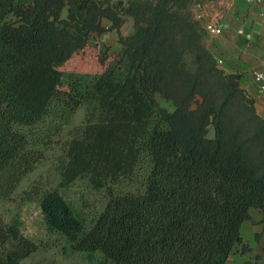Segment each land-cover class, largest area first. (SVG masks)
Returning <instances> with one entry per match:
<instances>
[{
	"label": "trees",
	"instance_id": "16d2710c",
	"mask_svg": "<svg viewBox=\"0 0 264 264\" xmlns=\"http://www.w3.org/2000/svg\"><path fill=\"white\" fill-rule=\"evenodd\" d=\"M195 1L0 0V195L86 102L98 114L70 141L61 186L89 174L102 187L148 166L144 190L111 192L88 231L57 188L43 194L47 225L80 233L78 250L116 264H225L251 207L264 222V117L241 75L205 47ZM128 17L133 30L112 59L97 57L93 71L74 60L91 33L120 32ZM37 247L0 215V264Z\"/></svg>",
	"mask_w": 264,
	"mask_h": 264
},
{
	"label": "rangeland",
	"instance_id": "374dc122",
	"mask_svg": "<svg viewBox=\"0 0 264 264\" xmlns=\"http://www.w3.org/2000/svg\"><path fill=\"white\" fill-rule=\"evenodd\" d=\"M68 9V6L63 9L62 18L68 17ZM103 23L106 27L111 25V21L107 19H104ZM133 24L132 17H128L120 32L114 29L102 34L91 33L89 47L76 51L74 60L84 64L85 69L93 71L97 57L107 54L108 58L112 59L122 50L121 35L130 34ZM72 67L68 65L66 69ZM156 98L168 111L175 109L173 102L161 94L157 93ZM97 114L90 102L79 106L64 122L52 142L45 147L43 159L24 176L14 193L9 197L0 195V215L4 221L15 225L22 235L33 240L38 246L36 251L19 264H116L106 258L100 250L88 252L76 249L74 245L81 238V234L70 236L50 228L39 204L45 192L57 188L82 222L84 231H88L103 211L111 192L137 193L144 190L148 166L143 162L139 163L132 176L121 177L102 187H99L89 174L79 176L73 182L61 186V172L68 159L69 143L81 134L87 123L96 120ZM210 135H213L212 127Z\"/></svg>",
	"mask_w": 264,
	"mask_h": 264
},
{
	"label": "crops",
	"instance_id": "0c3cea01",
	"mask_svg": "<svg viewBox=\"0 0 264 264\" xmlns=\"http://www.w3.org/2000/svg\"><path fill=\"white\" fill-rule=\"evenodd\" d=\"M203 4L205 27L204 45L227 73L241 75L240 85L254 99L260 116L264 117V80L256 73L264 74V0H196ZM194 14L199 9L193 5ZM221 27L220 33H212L206 27ZM251 218L241 225L242 242L236 244L225 264H241L254 260L264 264L263 213L257 207L250 208ZM246 247V248H245Z\"/></svg>",
	"mask_w": 264,
	"mask_h": 264
},
{
	"label": "built area",
	"instance_id": "2783aa9c",
	"mask_svg": "<svg viewBox=\"0 0 264 264\" xmlns=\"http://www.w3.org/2000/svg\"><path fill=\"white\" fill-rule=\"evenodd\" d=\"M195 6L199 9L198 13L194 14L197 19H201L203 17V4L201 2H196ZM210 32L212 33H220L221 27H217L215 25L209 24L206 27ZM257 77L264 80V74L262 73H256ZM262 90H264V85H262Z\"/></svg>",
	"mask_w": 264,
	"mask_h": 264
}]
</instances>
